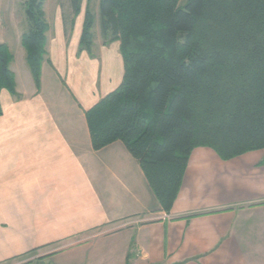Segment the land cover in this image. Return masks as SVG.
Segmentation results:
<instances>
[{"label": "crops", "instance_id": "crops-1", "mask_svg": "<svg viewBox=\"0 0 264 264\" xmlns=\"http://www.w3.org/2000/svg\"><path fill=\"white\" fill-rule=\"evenodd\" d=\"M52 17L39 87L25 54L0 91V264H264V149L193 148L164 212L121 141L92 148L84 112L121 84L119 43L79 51L84 12Z\"/></svg>", "mask_w": 264, "mask_h": 264}, {"label": "trees", "instance_id": "trees-1", "mask_svg": "<svg viewBox=\"0 0 264 264\" xmlns=\"http://www.w3.org/2000/svg\"><path fill=\"white\" fill-rule=\"evenodd\" d=\"M74 15L83 0H69ZM45 0H26L25 61L39 87L49 25ZM79 51H90L87 5ZM104 46L119 43V87L84 112L93 150L121 141L168 213L193 148L222 160L264 149V0H99ZM0 44V91L15 93ZM1 114V110H0Z\"/></svg>", "mask_w": 264, "mask_h": 264}, {"label": "rangeland", "instance_id": "rangeland-1", "mask_svg": "<svg viewBox=\"0 0 264 264\" xmlns=\"http://www.w3.org/2000/svg\"><path fill=\"white\" fill-rule=\"evenodd\" d=\"M185 0H183L184 2ZM26 0H0V39L7 43L9 53L15 61H20L25 55V49L21 45V38L28 30V22L25 16ZM86 2L89 10L95 17V23L92 28L93 40L100 36L98 6L99 0H83L81 10L84 12ZM59 6L63 11L70 7L69 0H45L43 10L48 16L47 22L52 24V12ZM96 43V47H97ZM29 261L23 258L17 264H22ZM39 264V263H34Z\"/></svg>", "mask_w": 264, "mask_h": 264}]
</instances>
